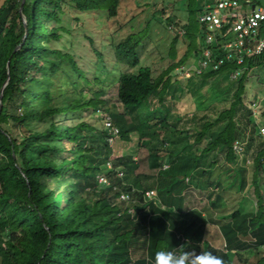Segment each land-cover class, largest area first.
<instances>
[{
	"label": "trees",
	"instance_id": "trees-1",
	"mask_svg": "<svg viewBox=\"0 0 264 264\" xmlns=\"http://www.w3.org/2000/svg\"><path fill=\"white\" fill-rule=\"evenodd\" d=\"M120 2L6 0L0 9V264H154V253L159 250L176 254L202 248L213 251L204 239L208 219L198 209L186 210L187 178L213 150L223 152L228 162L236 164L240 155L234 143L247 140L252 145L259 137L251 179L257 212L242 215L237 210L229 215L231 222L220 227L225 249L239 251V263L247 264L241 252L254 249L257 253L264 247V191L259 185L260 172H264V135L260 131L264 103L255 105L256 98L248 99L249 86L254 85L250 75L264 69V53L247 60L248 69L237 80L230 78L234 64L193 73L186 80L188 91L200 96L212 79L223 76L229 80L226 87L219 89L216 82L211 87L217 98L231 95V100L214 121L205 122L200 131L182 135L177 124L169 121L171 111L165 104L167 94L179 90L173 85L180 81L171 73L182 65L196 64L205 46V27L197 18L202 8H193L187 0V25H175L170 18L167 21L170 27L181 28L179 35L190 40L192 51L188 54L193 58L189 61L172 62L155 78L151 68L141 64L138 50L147 28L112 43L117 65L133 69L119 71L115 78L117 99L128 112L127 121L116 105L99 97L101 91L76 93L73 76L87 84L92 81L79 67L75 54L55 46L67 31L63 25L65 7L105 11L115 17ZM142 4L160 6L154 0ZM197 38L201 46L195 47ZM96 53L103 58L102 53ZM60 73L72 75L73 92H59ZM184 92L182 87L178 93ZM154 99L158 106L151 105ZM99 105L108 108V113L98 112ZM89 109L102 126L96 127L82 115L77 117L78 111ZM108 117L118 129L116 135L106 126ZM76 119L79 122L72 123ZM222 121H226L224 128L210 137L212 126ZM162 124H167L170 133L161 139ZM204 138L209 143L198 152L193 144ZM144 139L151 141L154 151L167 149L164 157L158 155L160 169L155 176L136 172V156ZM119 169L122 177L117 175ZM99 175L108 183H100ZM210 184L208 199L214 205L221 201L218 192L222 185ZM148 191L156 196L148 197ZM122 193H127L129 200H122ZM245 229L249 234L243 241L241 231ZM144 230L148 233L146 257L134 261L130 246ZM219 257L223 264H234L225 253L220 252ZM256 257L250 264H264V254Z\"/></svg>",
	"mask_w": 264,
	"mask_h": 264
},
{
	"label": "rangeland",
	"instance_id": "rangeland-1",
	"mask_svg": "<svg viewBox=\"0 0 264 264\" xmlns=\"http://www.w3.org/2000/svg\"><path fill=\"white\" fill-rule=\"evenodd\" d=\"M140 1L141 4H137L135 0H121L119 10L115 17H109L105 11L81 12L73 7H65L66 12L63 15V25L67 31L63 32L61 40L55 44V46L60 48L65 47L63 48L64 50L75 54L79 67L86 71V77L92 81L91 84H87L78 75L73 76V79L77 83L75 87L76 93L79 94V92L84 91L83 93L86 95H93V93L101 91L99 97L105 100L108 105H116L118 112L124 115L127 121L129 120L128 112L117 99L115 78L117 72L133 71V69L125 65H117V61L113 56L112 43L118 44L124 41L131 33H139L147 28V34L138 50L141 64L143 66H149L155 78L162 74L172 62H178L182 58H186L189 61V59L193 58L188 54L189 49L192 51V48L189 47L190 40L186 35H179L181 28L178 27H185L187 25V0H154L155 2H159L160 6L152 7H147L145 4H142L150 0ZM161 1H165L163 5ZM189 1L192 3L193 8L200 6L203 8L208 4L214 5L215 2V0ZM257 2L258 7L264 8V0H257ZM154 14H156L158 20L154 18ZM168 18H170L169 22L171 21L175 25H178L176 26L177 28H170L169 22L167 21ZM194 42L195 47L198 44L201 46L198 38ZM97 51L102 53L103 58L97 55ZM170 53H174V55ZM176 76L180 82H176L173 87L179 90L183 87L187 92L179 94L178 90L176 94H173L170 91L167 94L165 104L171 111L169 121L177 124L178 131L182 135L200 131L205 122L214 121L222 110L229 107L231 95L226 96V99L224 97L219 99L217 98L218 94L216 90L211 87L216 82L219 84V89H223L226 87L225 83L229 81L228 78L221 76L218 79H212L211 84L203 88L200 96H198L187 90L186 80L189 76L185 72L176 68L171 73V77L176 78ZM250 78L254 81V85L250 84L251 86H249L250 92L248 93V99L251 97L256 98L255 105L262 106L264 103V69L255 71L250 75ZM71 80V74L60 73L58 75L59 92H73L74 87L70 82ZM218 82H221V84ZM151 105L153 107L158 106V100L154 99ZM96 110L98 112L102 110V112L108 113V108L105 107L103 109L102 105L97 106ZM257 113L258 108L254 110V116ZM81 115L87 122L94 124L96 127L103 125L102 121L98 120V116L93 114V110L91 109L85 112L78 111L77 117L79 119ZM79 119L71 122L77 123ZM225 124L226 121H222L212 126L209 133L210 137L212 133L215 134L223 129ZM263 128L261 126L260 129L262 135H264ZM160 131L162 133L161 139L166 138L170 133L167 130V124H162ZM250 134L251 129L246 130L248 137L251 136ZM260 142L259 137H256L252 145L248 144L247 140H244L242 142L243 153L240 155L236 164L228 162L225 159L224 153L221 151L218 152V150H213L203 156L196 174L190 178V183L192 181L193 185L192 193L195 195L196 200L199 199L198 205L202 207L201 209L211 211L207 183L213 178L215 179L219 174L230 179L235 177L236 181L234 183L240 182L242 191L246 194H252L254 200H257L254 187L251 185V179L253 160ZM207 143H209L207 138H204L201 143H194L193 146L199 152ZM166 152L167 149L154 151L151 146V141L144 139L136 156V161L139 166L136 172L155 176L160 169L158 155L164 157ZM213 161H215V164L211 167ZM107 166L111 167L112 163L109 162ZM236 166H238L237 169ZM118 171H121V169ZM259 185L264 191V172H260ZM150 192L153 193V191ZM147 239L148 233L144 230L132 241L130 247L131 256L134 261L146 257ZM262 252L264 253V251Z\"/></svg>",
	"mask_w": 264,
	"mask_h": 264
},
{
	"label": "built area",
	"instance_id": "built-area-1",
	"mask_svg": "<svg viewBox=\"0 0 264 264\" xmlns=\"http://www.w3.org/2000/svg\"><path fill=\"white\" fill-rule=\"evenodd\" d=\"M197 18L205 27V46L196 64L178 67L189 77L193 73L200 75L234 64L236 68L231 70L230 78L237 80L248 69L247 60L264 53V8L258 7L257 0H215L214 5L203 7ZM106 125L112 135L117 134L118 129L111 125L109 117ZM112 140L109 138L110 142ZM242 147L241 142L234 143V150L239 155L243 153ZM117 175L122 177L123 172L117 170ZM98 178L100 183H108L105 176L99 175ZM189 181L190 177L187 178ZM146 195L150 198L156 196L150 191ZM121 199L129 200V195L122 193Z\"/></svg>",
	"mask_w": 264,
	"mask_h": 264
},
{
	"label": "crops",
	"instance_id": "crops-1",
	"mask_svg": "<svg viewBox=\"0 0 264 264\" xmlns=\"http://www.w3.org/2000/svg\"><path fill=\"white\" fill-rule=\"evenodd\" d=\"M211 167H213V165ZM195 174L196 172L192 175V177H194ZM235 181H236L235 177L233 179H230L219 174L215 177V179L213 178L211 181L207 183L209 191L212 189V184L210 183L216 182L222 185L221 190H219L218 192V195L221 196V201L218 200L214 201L215 207L211 202V205L209 204L211 211L208 210L204 211L203 209H201L202 207H199L198 205L199 199H197L198 201L195 199L196 197H194L195 195L192 193V187H193L192 181L191 183L189 181V187L185 193V202H186L185 207L186 210L194 208L202 211V213L208 219V225L205 231L204 239L210 244L211 249L213 251L216 250V252H218L217 256H219L220 252L225 253L227 254V256L230 257V259L234 264H240L238 257L240 256L238 254L239 251L237 250L228 251L225 249L226 242L220 230V227H222L227 223H230L232 219L229 215L237 210H239L240 214L242 215L255 214L258 209V204H257V200H254L252 194L244 193L240 187V182H237L235 184L234 183ZM248 234H249L248 229L241 231L243 241L246 240L245 237ZM247 242L249 243V240H247ZM190 250L192 251L194 249H190ZM202 250L204 249L202 248ZM262 251H264V247H260L259 250H257V253L254 249L245 250L241 252L243 254L241 255L243 259L242 261H247V264H250L252 260L255 259L256 255H260L261 258V256L264 254Z\"/></svg>",
	"mask_w": 264,
	"mask_h": 264
},
{
	"label": "clouds",
	"instance_id": "clouds-1",
	"mask_svg": "<svg viewBox=\"0 0 264 264\" xmlns=\"http://www.w3.org/2000/svg\"><path fill=\"white\" fill-rule=\"evenodd\" d=\"M154 264H223L221 257L212 251L195 250L176 254L171 250H159L154 253Z\"/></svg>",
	"mask_w": 264,
	"mask_h": 264
},
{
	"label": "water",
	"instance_id": "water-1",
	"mask_svg": "<svg viewBox=\"0 0 264 264\" xmlns=\"http://www.w3.org/2000/svg\"><path fill=\"white\" fill-rule=\"evenodd\" d=\"M6 0H0V9L4 5ZM28 33V29L26 28V34Z\"/></svg>",
	"mask_w": 264,
	"mask_h": 264
}]
</instances>
